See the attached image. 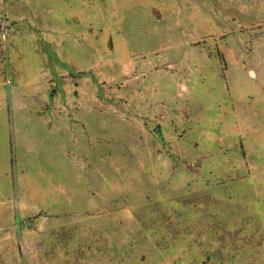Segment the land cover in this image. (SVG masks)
Returning a JSON list of instances; mask_svg holds the SVG:
<instances>
[{"label":"rangeland","instance_id":"374dc122","mask_svg":"<svg viewBox=\"0 0 264 264\" xmlns=\"http://www.w3.org/2000/svg\"><path fill=\"white\" fill-rule=\"evenodd\" d=\"M0 264H264V0H0Z\"/></svg>","mask_w":264,"mask_h":264},{"label":"water","instance_id":"95a60500","mask_svg":"<svg viewBox=\"0 0 264 264\" xmlns=\"http://www.w3.org/2000/svg\"><path fill=\"white\" fill-rule=\"evenodd\" d=\"M251 75H253V72H251ZM160 131V128L159 127H157L156 129H155V132H159Z\"/></svg>","mask_w":264,"mask_h":264}]
</instances>
